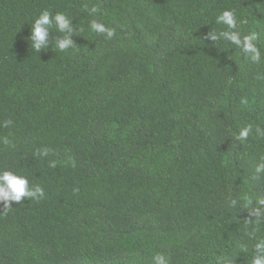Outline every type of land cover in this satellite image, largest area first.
Wrapping results in <instances>:
<instances>
[{
  "label": "trees",
  "instance_id": "1",
  "mask_svg": "<svg viewBox=\"0 0 264 264\" xmlns=\"http://www.w3.org/2000/svg\"><path fill=\"white\" fill-rule=\"evenodd\" d=\"M97 2L111 40L87 27ZM45 8L76 48L31 51ZM229 8L264 56V0H0V169L45 192L0 213V264H251L264 137L235 133L264 128V59L205 38Z\"/></svg>",
  "mask_w": 264,
  "mask_h": 264
},
{
  "label": "clouds",
  "instance_id": "2",
  "mask_svg": "<svg viewBox=\"0 0 264 264\" xmlns=\"http://www.w3.org/2000/svg\"><path fill=\"white\" fill-rule=\"evenodd\" d=\"M83 11L91 17L87 25L90 32L97 36H103L107 40H111L116 35L115 28L107 26L99 19L104 15L100 2L85 3ZM244 22L235 9H224L215 18V24L224 27L219 31L212 28L205 38L214 45L221 41L227 42L240 49L247 60L259 64L264 59L258 45L260 36L257 31L243 34L240 25ZM30 24L31 33L28 39L33 53L39 55L41 51H46L49 48L56 53H65L77 47L73 36L79 34V29L74 26L73 17L66 12L45 8ZM243 103H247V101L244 100ZM11 124L12 120L8 119L0 122V127L8 128ZM252 134L264 137V128L259 126L254 128L252 125H246L235 133V140L245 142ZM0 143L10 145V140L7 136H2L0 137ZM41 155L46 157L48 150L45 149ZM255 173L257 176H264V158H261V162L255 167ZM44 196L43 187L39 184L30 183L27 175L7 168L0 169V206H2L0 213L7 214L13 208V202L21 203L24 199L39 201ZM232 204L236 205L237 200H233ZM248 207L250 208L248 211L251 219L247 220V224L261 225L264 223V196H260L255 201L249 200ZM247 236L248 239L253 241L251 264H264V236L257 235L255 230L248 232ZM153 260L154 264H170L164 254H157ZM217 264H234V262L230 259L218 258Z\"/></svg>",
  "mask_w": 264,
  "mask_h": 264
}]
</instances>
